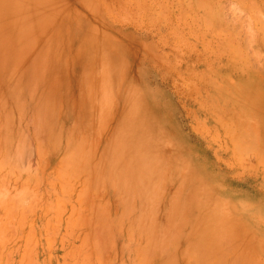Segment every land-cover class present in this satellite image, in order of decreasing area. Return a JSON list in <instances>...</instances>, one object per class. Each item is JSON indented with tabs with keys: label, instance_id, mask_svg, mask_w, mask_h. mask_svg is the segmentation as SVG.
Instances as JSON below:
<instances>
[{
	"label": "rangeland",
	"instance_id": "1",
	"mask_svg": "<svg viewBox=\"0 0 264 264\" xmlns=\"http://www.w3.org/2000/svg\"><path fill=\"white\" fill-rule=\"evenodd\" d=\"M0 264H264V0H0Z\"/></svg>",
	"mask_w": 264,
	"mask_h": 264
}]
</instances>
